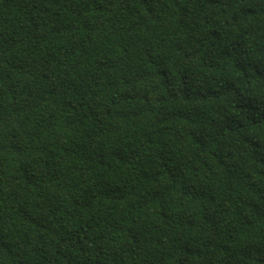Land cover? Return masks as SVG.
<instances>
[{"label": "trees", "instance_id": "trees-1", "mask_svg": "<svg viewBox=\"0 0 264 264\" xmlns=\"http://www.w3.org/2000/svg\"><path fill=\"white\" fill-rule=\"evenodd\" d=\"M0 264H264V0H0Z\"/></svg>", "mask_w": 264, "mask_h": 264}]
</instances>
